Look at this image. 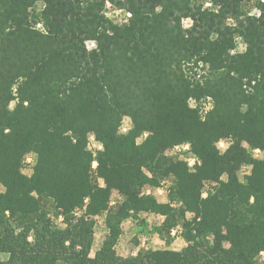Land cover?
Listing matches in <instances>:
<instances>
[{
	"label": "trees",
	"instance_id": "1",
	"mask_svg": "<svg viewBox=\"0 0 264 264\" xmlns=\"http://www.w3.org/2000/svg\"><path fill=\"white\" fill-rule=\"evenodd\" d=\"M249 1L108 0L132 14L117 24L103 15L106 0H0V254H8L0 264H256L264 251V160L252 153L264 152V3L256 1L257 18L247 15ZM239 37L242 53L233 52ZM201 98L210 109L189 104ZM125 117L132 124L121 132ZM90 133L102 145L96 153ZM222 139L230 140L224 151ZM183 143L200 159L194 171L165 153ZM30 152L37 159L28 175ZM167 178L168 201L144 190ZM134 212L162 215L168 233L180 226L187 246L120 256L123 222ZM104 214L108 233L89 258Z\"/></svg>",
	"mask_w": 264,
	"mask_h": 264
},
{
	"label": "rangeland",
	"instance_id": "2",
	"mask_svg": "<svg viewBox=\"0 0 264 264\" xmlns=\"http://www.w3.org/2000/svg\"><path fill=\"white\" fill-rule=\"evenodd\" d=\"M203 2V0H200ZM256 1L255 0V7H256ZM110 3V2H109ZM252 3V0H250L247 3V8L249 11H251V8L249 7V5ZM42 4V2H39L36 4V6L33 8L32 13L33 15H37L36 14V9L37 7H39V5ZM111 4V3H110ZM42 10V9H41ZM41 10L39 11V13L41 12ZM115 10H120L117 7L113 6L111 4V7L107 9V11H115ZM127 12V11H126ZM38 13V14H39ZM39 24V23H38ZM119 24V23H117ZM42 27V25H41ZM243 46L244 50H245V43L242 40V38H238L237 40V46L236 48L233 50V52H237L236 49ZM198 71H201V66L200 69H198ZM200 74L202 72H199ZM211 100V99H210ZM191 101L193 102V104L191 105L192 107H196L199 106L201 108V112L208 110L209 108H207V104L209 103V98H201L199 100L197 99H191ZM212 105V102H211ZM127 120L128 121V128L126 131L123 130V124L124 121ZM123 121L122 126L120 127V131L121 132H128V130L131 127V119L130 117H125ZM91 138V136H90ZM93 143H96V140L93 141ZM223 143L226 147L225 148H221L220 144ZM230 144V140L229 139H222L218 142V147L224 151ZM247 146V144H246ZM255 150H252V153L255 155ZM96 151V150H95ZM262 152V151H261ZM180 153H182L181 151H171L166 153L168 156H171L173 158H179ZM28 156L30 157V161L29 162H24L23 165V170L25 173H29L31 172L29 170L30 166L32 165V163H35L36 159H37V154L34 152H30L28 154ZM33 156H35V159H33ZM242 170H246V173H249L251 170V166L249 165H245L242 167V169L239 171V173ZM245 174L241 177L244 180V176ZM227 178V177H226ZM172 184V178H167L163 181L162 185L160 187H152V186H147L145 187V191L149 192L151 194H153L159 201L161 202H166L169 200V187ZM208 186L210 187V184L207 183ZM1 185V184H0ZM209 189V188H208ZM207 189V190H208ZM204 191H206V189H204ZM118 197V198H117ZM117 198V199H116ZM113 199H115V203H112ZM121 199V196L119 194V192L117 190H113L112 193V198H111V206H115L116 203H118ZM44 208L46 209V211L48 212V216L51 217L55 223L56 221L62 216L61 214H58V210L55 207V205L51 202V201H45L44 202ZM162 215L160 214H156L154 212H134L128 219H126L123 222V233L120 237V240L118 242V244H123L124 248L127 249L129 255H131L132 252H136V255L143 250L149 249V248H170V249H174L175 247H179L177 241L178 239H183L182 236V228L176 227L175 230V234H173L174 230L171 233L166 232L164 229H162L161 224L163 222V220H160L159 217H161ZM192 217V216H191ZM57 224V223H56ZM61 227H64V222L63 220L60 221L59 224H57ZM99 230V247L98 249L102 246L103 241L108 233V228L106 227L105 224V214L98 217L97 218V225L95 227V240L94 243L96 241L97 238V232L96 230ZM106 229V231H105ZM138 229V231H137ZM185 241V240H184ZM186 245L187 242L185 241ZM117 244V245H118ZM93 248V247H92ZM184 247H181V249ZM137 249H139V251H136ZM180 249V250H181ZM96 252V251H95ZM118 254L120 256H122V254L117 251ZM3 254H0V256H2ZM125 257V256H123ZM58 264H67V263H58ZM256 264H264V256H261L260 254L257 256L256 258Z\"/></svg>",
	"mask_w": 264,
	"mask_h": 264
},
{
	"label": "clouds",
	"instance_id": "3",
	"mask_svg": "<svg viewBox=\"0 0 264 264\" xmlns=\"http://www.w3.org/2000/svg\"><path fill=\"white\" fill-rule=\"evenodd\" d=\"M260 2H261V3H264V0H260ZM254 5H255V0H252V3L249 5V7L251 8V11H250V12H247V15H249V16H255V17L258 18V17H260V15H261V11H260L258 8H256ZM43 7H44L43 4H40L39 7H37V9H36V14H37V15H38L39 11H40ZM110 7H111V4L108 2V0H106V3H105V8H106V10H105V12L103 13V15H104L105 17H107L108 19L113 20V22H115V23H119V24H126V23L128 22V18L132 15L130 12H126V11L123 10V9L115 10V11H111V12H110V11H107V9L110 8ZM203 7H204V8H211V7H212L211 0H203ZM213 10H214V11H217L218 9H213ZM156 11L159 12V11H161V9L158 7V8L156 9ZM29 12L31 13V12H32V9H29ZM29 20H30V22H31V17H29ZM182 23H183V26H184L185 28H191V26H192V24H193V21H192L190 18H185V19H183ZM42 24H43V21H40V23L37 24L36 27L39 28V30H40L41 32H45V29H44L43 27H41ZM227 24L230 25V26H233V27L235 26V22H234L232 19H228V20H227ZM213 39H215V36H213ZM85 43H86V46H87V48H88L89 50H91L92 48L95 47V42H94V41H91V40H90V41H86ZM236 51L242 53V52L244 51V47L241 46V47L237 48ZM233 54H234V53H233ZM201 66H203V65H201ZM190 67H191V65H189V64H185V65H184V68H185V69H188V68H190ZM196 71H198V70H196ZM221 71H223V70H221ZM234 74H235V73H233V75H234ZM187 75H188V77H189L190 79L193 80V82H196V81L199 80V75H197L196 77H192L191 72H188ZM20 82H21V81L18 80V81L16 82V84H14V85L12 86V88H11V93H12L13 96H16V94H17V87H18V85H19ZM252 83L255 84L256 81H253ZM246 91L251 92L252 89H251V88H247V86H246ZM17 102H18V101H17L16 99H13V100L9 103V105H8V109H9V111H12V110L14 109L15 105L17 104ZM27 103H28V102L25 101V106L27 105ZM189 104L192 105L193 102H192L191 100H189ZM211 106H212V105H211V100H210V98H209V103L207 104V108H211ZM242 110H243V109H242ZM127 128H128V121L125 120V121H124V124H123V130L126 131ZM8 131H9V129H5V132H8ZM68 135H71V133H68ZM148 135H149V134H148L147 132H145V133L143 134V136L141 137V139L146 138ZM93 141H94V137L89 139V143H90L93 147L102 148V145H100V144H96V143H93ZM74 142H75V141H74ZM140 142H141V140L138 139V140L136 141V144L139 145ZM182 147L185 148V149H187V148L189 147V145L184 144V145H182ZM220 147H221V148H225L226 146H225L223 143H221V144H220ZM94 155H95V154H94ZM255 155H256L257 158H259V159H261V160H264V152H261V150H260L259 148L255 150ZM33 159H35V156H33ZM188 163H189V170H191V165H192L193 163H197V164H198L199 162H198L195 158H193V159L189 160ZM92 167H93V168L96 167V162H95V160H93ZM141 167L143 168V166H141ZM245 171H246V170H242L240 173H238V180H239V182H240L241 184L246 183V182L241 178V177L245 174ZM28 174L31 175V172H29ZM145 174L148 175L149 177H151V173H150V172H145ZM220 179L223 180V181H225V182H227V178H226V176H224V175H221V176H220ZM101 187H103V184H101ZM204 188L206 189V191H203V192L201 193V199H206L207 196L209 195V192L207 191V189L209 188L208 184L205 183ZM4 192H5L4 187H3L2 185H0V195H3ZM32 195L35 196L36 193L33 192ZM117 198H118V197H117ZM117 198H116V199H117ZM253 202H254V197H250L249 203H253ZM87 203H88V200L86 199V200H85V205H87ZM112 203H115V199H113ZM172 206H173V207H179L180 205H179V204H174V205H172ZM7 214H8V213H7V211H6V212H5V215H7ZM74 214H75V215H79V212L74 213ZM192 215H193V213H191V212L186 213V216H187L189 219L191 218ZM159 219H160V220H163L164 217L161 216V217H159ZM62 220H63V217L61 216V217L56 221V223L59 224L60 221H62ZM178 227H179V226H178ZM105 231H106V229H105ZM137 231H138V229H137ZM96 232H97V238H96L95 243L93 244V248H92V250H91L90 253H89V258H93V259L95 258V255H94V254H95V251L98 250L99 243H100V241H99V230L97 229ZM173 234H175V230H174ZM32 239H33V237H32V235L30 234V235L28 236V240H29V242H31ZM177 243H178L179 247H175V248L173 249L174 251H179V250L181 249V247H185V246H187L186 243H185V241H184L183 239H178ZM67 244H68V242L65 241V245H66V246H67ZM115 250H116V251H119V252L122 254V256L127 257V256L129 255L127 249L124 248V246H123L122 243H121V244H118V245L116 246ZM154 250H155V247H154ZM136 251H139V249H137ZM131 255H136V252H132ZM260 255H261V256H264V251H261ZM0 260H2V261H7V260H8V254H3L2 256H0Z\"/></svg>",
	"mask_w": 264,
	"mask_h": 264
},
{
	"label": "built area",
	"instance_id": "4",
	"mask_svg": "<svg viewBox=\"0 0 264 264\" xmlns=\"http://www.w3.org/2000/svg\"><path fill=\"white\" fill-rule=\"evenodd\" d=\"M190 100H191V99H190ZM209 109H210V108H209ZM90 136H91V138L94 137V140H96V138H95V136H94L93 133H90ZM89 139H90V138H89ZM96 142H97L98 144L101 145V143L98 142L97 140H96ZM184 144L189 145V147H188L187 149L183 148L182 145H184ZM89 148L92 149V150L94 151V153H96L95 150L100 149V148H97V147H93L90 143H89ZM171 151H181L182 153H180L179 158L182 159V160H184V161H186L187 164H188V166H189L188 161L191 160V159H193V158H195V159L200 163V159H199V157H198L194 152H192V150H191V146H190V143H183V144L175 145L174 147L168 148V149L165 151V153H168V152H171ZM28 154H29V153H28ZM28 154L26 155V157H25V159H24V162H29V161H30V157L28 156ZM95 162H96V161H95ZM34 164H35V163H32V165H31L30 168H29V170L31 171V174H32V171H33V165H34ZM196 164H197V163H193V164L191 165V170H192V171L195 170V168H196ZM96 165H97V162H96ZM23 172H24V170H23ZM24 173H25V172H24ZM26 174H27V173H26ZM28 175H29V174H28Z\"/></svg>",
	"mask_w": 264,
	"mask_h": 264
},
{
	"label": "crops",
	"instance_id": "5",
	"mask_svg": "<svg viewBox=\"0 0 264 264\" xmlns=\"http://www.w3.org/2000/svg\"><path fill=\"white\" fill-rule=\"evenodd\" d=\"M36 162V161H35ZM102 181V180H101ZM147 193H149V192H147Z\"/></svg>",
	"mask_w": 264,
	"mask_h": 264
}]
</instances>
